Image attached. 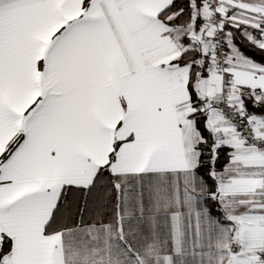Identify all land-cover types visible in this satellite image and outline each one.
Here are the masks:
<instances>
[{
  "label": "snow or ice",
  "instance_id": "1",
  "mask_svg": "<svg viewBox=\"0 0 264 264\" xmlns=\"http://www.w3.org/2000/svg\"><path fill=\"white\" fill-rule=\"evenodd\" d=\"M0 264H264V0H0Z\"/></svg>",
  "mask_w": 264,
  "mask_h": 264
}]
</instances>
